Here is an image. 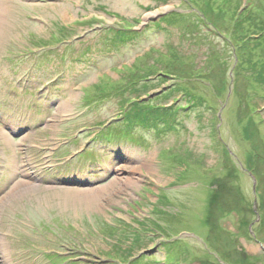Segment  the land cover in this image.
I'll list each match as a JSON object with an SVG mask.
<instances>
[{"label":"rangeland","instance_id":"374dc122","mask_svg":"<svg viewBox=\"0 0 264 264\" xmlns=\"http://www.w3.org/2000/svg\"><path fill=\"white\" fill-rule=\"evenodd\" d=\"M263 27L264 0H0V264H264ZM154 103L170 127L124 117Z\"/></svg>","mask_w":264,"mask_h":264},{"label":"trees","instance_id":"16d2710c","mask_svg":"<svg viewBox=\"0 0 264 264\" xmlns=\"http://www.w3.org/2000/svg\"><path fill=\"white\" fill-rule=\"evenodd\" d=\"M240 11V9H238L234 14H233V16L234 17H236V19L237 18H239L240 17V15H241V12H239ZM247 15H248V17H252V15H253V13H252V10H251V8H250V11H249V13H247ZM238 20V19H237ZM264 28V27H263ZM109 30H112V29H109ZM125 30H129V28L127 29L126 27L123 29H119V30H117L118 31V33H123V32H125ZM262 31H264V29L262 30ZM251 80V77L250 78H248V80ZM147 80H149V79H147ZM138 82V81H137ZM147 82V81H146ZM133 84H134V82H132ZM131 83V84H132ZM145 83V82H144ZM143 83V84H144ZM139 84V83H138ZM142 84V85H143ZM134 85H136L135 87H137V83H135ZM140 87V86H139ZM127 88V90L129 89L130 90V88L131 87H126ZM144 90V89H143ZM145 91V90H144ZM146 92H147V90H146ZM145 94V93H144ZM148 94H145V96H147ZM141 96H139V97H137L138 99L140 98ZM135 99V100H129V102L131 101V103L132 104H137L139 101H141V100H143V98H141V100L139 99ZM171 107H173V106H168V105H164V104H156V103H154V104H150V105H148V108H149V111L147 112L148 113V115H143L142 116V118H140L139 120H138V118L136 117V116H134L133 114H129L128 112H127V110H126V112H124L125 113V115H124V117L125 118H129L132 122H134L136 119H137V121L139 122V124H142L143 125V123H144V119L145 118H147V117H149V116H151V114H153V113H155V112H160L159 114V116H157L156 114L154 115L155 116V118H156V120H159V121H161V122H164V123H167L168 124V126L170 127V121H169V118L168 117H166V115H165V113H162V110H169ZM154 110H156V111H154ZM129 111V110H128ZM114 123V122H113ZM171 125H172V123H171ZM135 230L133 231V234L132 235H135V236H141V235H143L144 236V234H142V233H140V230H138V228H134ZM165 233H166V231H165ZM110 256H112L111 254H110ZM246 262H248L247 260H246Z\"/></svg>","mask_w":264,"mask_h":264},{"label":"bare ground","instance_id":"6f19581e","mask_svg":"<svg viewBox=\"0 0 264 264\" xmlns=\"http://www.w3.org/2000/svg\"><path fill=\"white\" fill-rule=\"evenodd\" d=\"M7 10V9H6Z\"/></svg>","mask_w":264,"mask_h":264}]
</instances>
